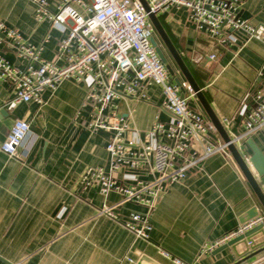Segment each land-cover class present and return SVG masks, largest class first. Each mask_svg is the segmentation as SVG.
Segmentation results:
<instances>
[{"label":"crops","instance_id":"0c3cea01","mask_svg":"<svg viewBox=\"0 0 264 264\" xmlns=\"http://www.w3.org/2000/svg\"><path fill=\"white\" fill-rule=\"evenodd\" d=\"M237 1L241 20L264 27V0ZM0 19L34 45L48 34L41 57L54 59L65 32L60 27L49 28L47 23L37 24L29 0H0ZM158 19L183 62L191 67L213 114L219 121L234 118L231 131L241 134L242 112L252 103L254 91L264 90V72L259 76L264 44L254 39L243 44L235 35L231 46L214 47L205 32L189 22L183 8L168 9ZM158 42L173 69L171 80H185L160 39ZM0 54L20 69L25 65L7 44L1 46ZM214 54L215 59L209 61ZM198 56L204 58L201 66L193 64ZM87 92L84 82L69 79L54 92L45 91V106L39 108L34 103L10 104L12 92L0 82V145L17 119L29 123L33 142L25 157H9L0 150V264H138L142 257L174 264L160 250L184 264H236L238 257L230 249L216 255L201 253L204 244L240 225L252 208L264 215L231 155L216 154L201 161L182 182L169 185L151 211L116 193L104 197L97 185L83 189L80 178L87 168L107 169L106 146L111 136L87 128L90 107L82 108ZM147 98L114 101L116 113L125 118L129 131H138L141 140L157 119L168 120L159 109V91L149 88ZM192 106L209 119L199 99ZM210 137L215 143L223 142L217 131ZM248 140L264 156V130L254 131ZM245 149L251 154L246 145ZM116 177L131 186L137 181L148 183L157 175L150 165H143L125 168ZM104 208L114 217L100 214ZM132 213L147 216L152 226L149 241L135 238L123 225ZM263 239L261 233L252 236L256 244ZM242 249L238 245L235 252ZM242 264H255V258Z\"/></svg>","mask_w":264,"mask_h":264},{"label":"built area","instance_id":"2783aa9c","mask_svg":"<svg viewBox=\"0 0 264 264\" xmlns=\"http://www.w3.org/2000/svg\"><path fill=\"white\" fill-rule=\"evenodd\" d=\"M29 1L37 24L60 27L65 36L57 43L54 59L47 61L42 59L41 52L48 34L34 45L20 30L0 19V48L7 44L25 63L20 69L0 54V82L7 84L12 92L10 104L34 103L39 108L45 106L42 94L54 92L64 81L76 79L86 84L88 92L82 108L90 107L87 128L103 130L111 136L106 146L107 169L87 168L80 178L83 189L97 185L104 197L116 193L124 201H134L151 211L166 188L182 182L201 161L216 154L229 158V145L234 146L243 162L250 166V154L245 145L254 131L264 130V90H255L252 103L242 112V133H232L234 118H223L220 124L229 142L215 143L210 137L216 134L213 124L192 106L196 98L192 87L186 80H180L179 85L173 82L167 66L161 62L152 44L156 32L149 18V14L158 17L168 9L183 8L189 22L202 29L214 47L231 46L236 42L235 35L242 38L243 44L251 39L264 44V27L241 20L237 0H145L148 11L139 0ZM215 57L211 55L208 60L213 61ZM203 60L198 56L193 64L201 66ZM58 62L64 64L59 66ZM263 72L264 64L259 76ZM149 88L159 91V109L168 120L157 119L141 140L138 131H129L125 118L116 113L114 101L129 97L146 101ZM30 136L29 123L17 119L0 150L9 157H25L33 144ZM196 145H200L199 151ZM18 150L22 152L19 154ZM143 165H150L157 175L154 180L126 186L116 177L125 168ZM99 213L114 217L107 208ZM123 225L135 238L150 240L152 226L147 216L132 213ZM258 226L264 229V215L257 214L204 244L201 253H213ZM159 253L174 264H184L169 253L162 250ZM254 258L255 264L264 262V250ZM128 261L133 263L131 259Z\"/></svg>","mask_w":264,"mask_h":264},{"label":"water","instance_id":"95a60500","mask_svg":"<svg viewBox=\"0 0 264 264\" xmlns=\"http://www.w3.org/2000/svg\"><path fill=\"white\" fill-rule=\"evenodd\" d=\"M143 7L145 8L146 11H148V6L145 0H139ZM150 21L154 27L155 32L157 33L161 43L167 49L169 52L175 66L178 67L179 71L183 75L184 79L190 84L192 87L193 92L195 93L196 99H199V102L206 113V115L209 117L211 123L213 124L214 128L216 129L217 133H219L221 139L223 142L228 143L229 142V137L228 134L225 132L223 129L222 125L220 124L219 119L217 116H215L210 108V105L205 99L203 93L201 92L198 84L194 81L187 65L183 62V59L181 56L178 54L176 48H174L167 32H165L163 26L161 25L159 19L157 16L153 14H149ZM152 44L155 47L158 56L161 60L162 63L167 66V69L171 75H173V69L172 67L168 64V60L166 58L165 53L163 52V49H160L159 45L157 42L153 39ZM174 82L179 85L180 83L178 82L177 79L174 80ZM246 146L248 149H250L251 154H250V159H249V164L250 166H247L243 160L241 159V156L239 152L235 149L234 146L229 145L227 147V150H229V153L236 163L237 167H239L240 171L242 172L246 182L249 184L250 188L252 189L256 200H258L262 211L264 212V156L261 153L259 149L255 146L252 140H248L246 142ZM258 214L257 208L254 207L252 210L248 211L246 213L243 221L241 224L252 220L256 215ZM256 233H261L263 234L264 237V229L261 226H258L252 231H249L242 236H239L235 238V240H232L228 242L227 244L221 246L218 248V250L214 251V254H218L219 252L230 249L232 252H234L235 256L238 257V261L236 264H242L245 262H248L252 260L254 257H256L258 254H260L264 250V239L263 242H260L259 244H256L252 240V236ZM238 245H242L243 249L240 252H235V248ZM138 264H159L158 262L148 259L146 257H142L139 261ZM264 264V263H262Z\"/></svg>","mask_w":264,"mask_h":264},{"label":"trees","instance_id":"16d2710c","mask_svg":"<svg viewBox=\"0 0 264 264\" xmlns=\"http://www.w3.org/2000/svg\"><path fill=\"white\" fill-rule=\"evenodd\" d=\"M162 25H163V24H162ZM184 62H185V64L188 66L190 72L193 73V72H192V69H191V67L188 65V63H187L185 60H184ZM192 75H193V77H194V73H193Z\"/></svg>","mask_w":264,"mask_h":264},{"label":"rangeland","instance_id":"374dc122","mask_svg":"<svg viewBox=\"0 0 264 264\" xmlns=\"http://www.w3.org/2000/svg\"><path fill=\"white\" fill-rule=\"evenodd\" d=\"M158 35H157V33L155 34V37H154V40L156 41V42H158V37H157ZM157 44H160L159 42L157 43Z\"/></svg>","mask_w":264,"mask_h":264}]
</instances>
